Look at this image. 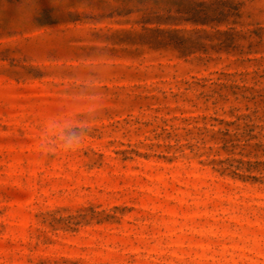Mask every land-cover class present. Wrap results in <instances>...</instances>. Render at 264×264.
Segmentation results:
<instances>
[{"label": "rangeland", "instance_id": "374dc122", "mask_svg": "<svg viewBox=\"0 0 264 264\" xmlns=\"http://www.w3.org/2000/svg\"><path fill=\"white\" fill-rule=\"evenodd\" d=\"M100 54L91 135L42 154ZM0 264H264V0H0Z\"/></svg>", "mask_w": 264, "mask_h": 264}, {"label": "clouds", "instance_id": "9594fccd", "mask_svg": "<svg viewBox=\"0 0 264 264\" xmlns=\"http://www.w3.org/2000/svg\"><path fill=\"white\" fill-rule=\"evenodd\" d=\"M104 68L106 57L100 54L86 57L75 70L73 80L77 82L66 89V107L41 123L39 149L42 154L73 153L91 135L92 125L103 111L104 94L100 81Z\"/></svg>", "mask_w": 264, "mask_h": 264}, {"label": "trees", "instance_id": "16d2710c", "mask_svg": "<svg viewBox=\"0 0 264 264\" xmlns=\"http://www.w3.org/2000/svg\"><path fill=\"white\" fill-rule=\"evenodd\" d=\"M202 15H203L204 19L202 18V20H198V21H202V23L207 22V18H208L207 14L204 13V14H202ZM194 17H195V14H194ZM205 19H206V20H205ZM194 21H195V20H194ZM195 22H197V21H195Z\"/></svg>", "mask_w": 264, "mask_h": 264}]
</instances>
